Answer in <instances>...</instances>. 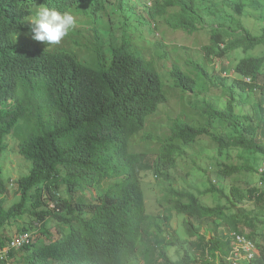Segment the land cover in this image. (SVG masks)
<instances>
[{
    "label": "trees",
    "instance_id": "1",
    "mask_svg": "<svg viewBox=\"0 0 264 264\" xmlns=\"http://www.w3.org/2000/svg\"><path fill=\"white\" fill-rule=\"evenodd\" d=\"M84 0H0V156L6 147L4 138L15 133L19 140L18 153L30 162L27 174L17 178L19 199L8 206L0 198V245L10 236L2 234L3 229L15 218L30 214L36 222L29 227L36 236L18 250H25L24 260L28 264H140L138 245L143 236L161 230L157 217L146 213L143 192L139 183L140 156L128 152V139L144 127L146 117L156 111L165 100L161 78L151 64L138 50L122 42L111 49V56L103 62L97 51L96 68L80 61L65 49L48 50L36 43L15 41L17 33L28 32L26 20L34 14V4L65 13L69 8ZM120 1V0H119ZM197 0H157L149 5L151 17L163 16L167 6L177 8L163 18L171 27H179L189 32L196 29L201 20ZM102 5L94 0L91 9L95 14ZM264 43V30L260 35L252 34L240 21L233 30L227 27H211L208 43L202 46L203 56L222 57L229 51L241 48L244 52L257 44ZM187 63L204 74L201 63L188 60ZM264 64L261 56H242L234 65L237 75L232 84L242 89L260 88L254 82H246L242 77L256 76ZM175 86L183 91L193 92L196 81L184 73L177 65L170 69ZM223 107L208 101L197 105L206 118L203 125L193 126L174 120L170 134L157 138L159 149L153 159L151 169L155 177L169 180L167 170L175 165L181 153L180 145L209 136L217 144V151L228 147H241L260 153L264 157V143L256 141L260 129L259 122L241 126L235 113V98L232 92ZM226 122L236 134L227 136L211 132L212 122ZM25 123L24 130L18 131L19 123ZM245 131L249 136H245ZM264 135V129H260ZM250 167L223 164L220 173L228 176ZM0 194L6 191L1 176ZM264 183V169L260 172ZM112 179L95 201L70 202L60 198L51 188L59 184L68 190L78 186H96ZM35 188L47 192L53 202L47 210L29 209V198L38 205ZM220 192L212 184L203 193ZM249 198L260 200L262 206L261 224L264 227V188L252 189ZM172 209L177 213L204 219L220 215L223 205L205 206L198 195L168 188ZM229 204L241 201L244 196L231 189ZM56 221L57 235L50 233L46 218ZM189 236L197 234V229L187 219L183 221ZM233 232L244 234L241 231ZM254 228V227H252ZM28 231L26 228L17 232ZM253 229L245 237L254 242L258 255L245 264H264V232L257 241ZM45 235V241L40 238ZM182 245L181 240H164L158 245L159 264H188V255L171 260L165 245ZM207 259L202 264H231L226 256L232 247V238L210 237L206 241ZM17 250H11V252ZM9 253V255H10ZM1 261L0 264H6Z\"/></svg>",
    "mask_w": 264,
    "mask_h": 264
},
{
    "label": "rangeland",
    "instance_id": "2",
    "mask_svg": "<svg viewBox=\"0 0 264 264\" xmlns=\"http://www.w3.org/2000/svg\"><path fill=\"white\" fill-rule=\"evenodd\" d=\"M101 8L92 14L94 0H84L66 12L73 15L77 27L69 32L58 46H48L33 41L24 33L13 36L15 41L28 44L36 43L48 50L65 49L74 53L85 64L101 68L97 63V51L105 63L110 59L111 49L123 41L138 50L146 60L150 61L158 72L162 81V91L165 100L160 103L155 112L146 117L144 127L134 133L127 143L128 152L139 154L140 172L139 183L143 192L145 211L157 217L161 230L154 231L149 236H143L138 245V262L140 264H159L157 261L158 245L164 240L178 239L182 245H165L164 249L171 260H177L184 254L188 255V264H202L207 259L206 241L210 237L218 239L229 236L235 230L247 234L253 229L255 239L260 241L264 227L260 222L262 206L260 200L249 198L252 189L261 191L264 183L260 170L264 169V157L260 153L241 147H228L217 151V144L209 136H201L190 143L176 141L180 145L181 153L176 157L173 168L167 170L169 180L155 177L151 167L153 159L158 154L159 142L157 138H165L170 134V126L174 120L198 126L206 122L197 105L205 101L217 107H223L229 92H232L235 102V113L242 125L254 126L259 122L260 129H264V92L260 88L242 89L233 85L236 74L233 68L242 56H261L264 54V43L243 51L236 48L222 57L214 56L207 61L203 56L202 46L208 43L211 27H227L233 30L235 22L240 21L252 34L260 35L264 30V0H197L200 6L201 20L192 32L179 27H171L169 20L163 17L177 8L167 6L163 16L154 18L149 14L148 6L157 0H98ZM40 7L34 4L33 11ZM30 16L27 20H29ZM26 24L28 26V22ZM192 60L201 63L204 74L187 63ZM177 65L184 73L193 77L196 87L193 92L183 91L175 86L170 75V69ZM258 87L264 88V64L259 73L251 78ZM211 132L216 135H234L236 132L224 121L213 120ZM25 123L21 121L18 131L24 130ZM258 130L256 141L264 143V135ZM243 131V130H242ZM245 136H249L245 131ZM18 136L9 133L5 136L6 147L1 153V176L6 185L4 194L0 198L8 206L19 199L16 180L27 174L30 162L18 153ZM223 164H236L250 167L224 176L219 169ZM112 179L100 182L96 186H78L75 190H68L61 183L56 189L51 188L60 198L70 202L85 200L95 201ZM212 184L222 191H203ZM186 190L198 195L199 202L205 206L223 205L220 215L197 219L175 212L168 201V188ZM231 189L238 191L244 198L228 203L226 196L233 200ZM36 195L38 205L29 198V209L47 210L53 204L43 189L35 188L31 191ZM264 199V193H263ZM187 219L190 225L197 229V234L189 236L183 224ZM34 217L25 213L11 221L2 231L3 235L11 236L17 231L33 227ZM45 225L50 233L56 236V221L46 218ZM254 227V228H252ZM40 238L45 241V235ZM25 250L10 253L6 264H28L24 260ZM242 260L236 264H245ZM214 264H219L216 260Z\"/></svg>",
    "mask_w": 264,
    "mask_h": 264
},
{
    "label": "clouds",
    "instance_id": "3",
    "mask_svg": "<svg viewBox=\"0 0 264 264\" xmlns=\"http://www.w3.org/2000/svg\"><path fill=\"white\" fill-rule=\"evenodd\" d=\"M28 22V36L35 42L48 46H58L77 27L75 17L48 7H40Z\"/></svg>",
    "mask_w": 264,
    "mask_h": 264
},
{
    "label": "built area",
    "instance_id": "4",
    "mask_svg": "<svg viewBox=\"0 0 264 264\" xmlns=\"http://www.w3.org/2000/svg\"><path fill=\"white\" fill-rule=\"evenodd\" d=\"M246 82H250L249 77H242ZM262 170H260L261 172ZM232 247L229 250L226 260L231 264H236L240 260H249L258 255V248L253 241L247 239L244 234L231 232ZM36 234L32 231L16 232L12 234L4 244L0 245V262L7 261L11 250H18L26 243L30 242Z\"/></svg>",
    "mask_w": 264,
    "mask_h": 264
}]
</instances>
